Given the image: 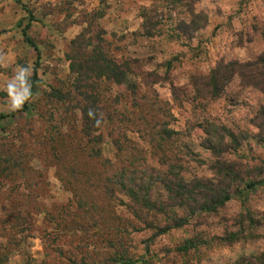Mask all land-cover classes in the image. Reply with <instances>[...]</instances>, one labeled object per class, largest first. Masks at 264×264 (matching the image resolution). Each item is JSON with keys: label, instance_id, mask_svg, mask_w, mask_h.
Masks as SVG:
<instances>
[{"label": "rangeland", "instance_id": "obj_1", "mask_svg": "<svg viewBox=\"0 0 264 264\" xmlns=\"http://www.w3.org/2000/svg\"><path fill=\"white\" fill-rule=\"evenodd\" d=\"M20 1L26 8L0 0V116L12 113L5 84L17 66H31L33 83L30 14L27 36L41 59L29 112L0 122V264H237L263 255L262 83L227 77L213 99L202 82L218 65L261 57L264 0H197L196 23L207 20L198 31L179 29L191 26L189 1ZM100 46L133 74L127 84L95 83L99 103L89 109L71 66ZM84 107L99 127L83 128ZM61 135L67 155L53 152ZM80 163L90 176L66 167ZM126 168L151 188L131 191ZM212 190L234 195L217 212L200 211Z\"/></svg>", "mask_w": 264, "mask_h": 264}, {"label": "trees", "instance_id": "obj_2", "mask_svg": "<svg viewBox=\"0 0 264 264\" xmlns=\"http://www.w3.org/2000/svg\"><path fill=\"white\" fill-rule=\"evenodd\" d=\"M17 3L21 4L23 8H26V6L24 4H22V2L20 0H15ZM102 1V0H101ZM174 2H187L189 1V3L187 4V8H188V15L192 17V20L190 22L191 26L187 25L185 22H182L179 26V29H190L189 27H192L194 31H198V29H201L203 27L206 26L207 24V20H204V24L203 25H198L196 23L197 19H198V14H196L195 9H194V4L197 0H172ZM185 5V3H184ZM28 13L30 14V12L28 11ZM99 15V14H98ZM206 19V18H205ZM34 20V18L31 16H29V20L27 25L25 26V28L23 29V35L25 38V41L30 44L36 54H37V62L35 64L34 67V76H33V83H32V92L34 91V86L35 83L38 81V69L40 67V59H41V53L40 50L38 48V46L27 36V30L28 28L31 26L32 21ZM149 22V26H151V22ZM21 24V23H20ZM144 27H147V25H143ZM153 29V28H152ZM148 31V30H147ZM262 37L264 40V27L262 29ZM146 35L151 36V30L149 32L146 33ZM86 61L82 62L83 64H72L71 66V71L74 74H77V89H83L88 91L86 94L83 93L84 95V99L87 101V105L90 109L91 107H95L96 103H99L95 94V85H109L107 84V82H112L113 84H127L128 82V78H130V76L133 74L132 72V68H131V64L129 61H124L119 63L117 60H115L114 58L108 56V54L105 52V49L102 48V46L97 47L96 51L91 52L87 57H86ZM89 74H92L94 76H91ZM224 74V75H222ZM222 75V76H220ZM234 75H238L240 79H243V81L246 82V85L248 86H258L259 84H255L254 81H260V83H262V91L264 93V52L261 55V57H259L257 60L252 61V62H248V63H238V62H230L226 65L221 64L218 65L217 68L215 69V71H213L211 73V75L207 76L205 79H203L202 85L204 87V92L205 93H209L206 94L208 97L210 98H215L217 96H219L221 94V91L223 89V86L225 84H222V79L225 80L226 82H229L227 80V77H233ZM247 80V81H246ZM96 83V84H95ZM129 89L132 88L134 90V86L128 84ZM217 87V89L215 88ZM106 89V88H105ZM111 88H107L106 90L109 92ZM89 93V94H88ZM131 93L134 95V91H131ZM88 94V96H87ZM93 97V99L91 100V98ZM33 98V97H32ZM64 99V98H63ZM136 106L138 107L139 105L136 103ZM89 109L84 107L82 110L85 118L84 121V127L87 126V128L89 127H94L97 128L96 125V119H100L99 116L94 115V117H90L89 116ZM30 110V105L29 102H27L25 104V106L16 112H12L8 115H1L0 116V122L4 119H17V117L20 114H26L28 113ZM99 110V107H98ZM258 119L261 121V125L262 126H258V128L264 127V110H261V112L258 115ZM100 121L102 122V120L100 119ZM89 140L88 142L91 143L93 145V143L96 145V140L93 139V135L92 133L88 130L87 134H85ZM92 135V136H91ZM91 137V139H90ZM61 141L60 143H58V145H56L54 143L53 146V152L58 155L60 150H62L64 152L65 155H67L68 152V147H66V143L64 142V136L61 135ZM55 139V138H54ZM211 139H213V134L211 133ZM55 141V140H54ZM98 142V141H97ZM43 144L45 145V143L43 142ZM98 144V143H97ZM213 145V142H212ZM211 149V148H210ZM52 150V148L50 149ZM74 153H76L75 150H73ZM80 152L83 153L82 147L80 146ZM93 152V153H92ZM92 152L90 153L89 157L92 158H96L99 159L100 157V151L99 149L95 150L93 149ZM78 155L79 151H77ZM58 156H55V158H57ZM74 159L76 160L77 158L74 157ZM85 164H81L80 166L76 167V166H66L72 169V173L75 175H80L81 177H83V175L81 174V172H83L84 170L86 171V173L88 174V176L91 175V172H89L86 168ZM112 167V166H111ZM128 171V172H127ZM125 173H128V177H127V183H128V187H131V185L135 184V188H133L131 190V188H129L131 191L133 192H138L137 190L141 187H143V185H146V188L149 189L151 188V182L149 181H145L142 178L139 180V182L141 184H137L136 182V178H135V171L130 170V168H127L123 171ZM72 174V176H73ZM85 174V173H84ZM63 179L61 178V181ZM75 182L79 183V181L75 180ZM72 183V182H71ZM126 185V184H124ZM204 189H206V186H202ZM69 190L77 193V189H81V188H74V189H70ZM203 189V190H204ZM181 190L184 191V187H181ZM181 190L179 191V189L176 188H167V191H171L172 193H176L177 191H179L181 193ZM210 194H208V198L209 202H197L198 205H201L199 209H202L200 211H209V212H217V209L222 208L223 206H225L232 198L233 195L231 192H229V190L225 191V190H220V191H215L213 194V190L209 192ZM182 195V194H180ZM181 199H183V196H180ZM190 205V204H189ZM189 205H186L187 207H189ZM204 209H208V210H204ZM211 209V210H209ZM194 211V210H193ZM181 226V224H178ZM167 231V228L164 230ZM231 239L233 240H237V235L236 234H231L230 236ZM193 243L189 242L187 249H191L193 247ZM121 261L125 262L124 264H130L132 263V260L130 259H123L120 258ZM237 264H264V254L254 258V259H250L248 260L246 263L244 260H241V262L237 263Z\"/></svg>", "mask_w": 264, "mask_h": 264}, {"label": "clouds", "instance_id": "obj_3", "mask_svg": "<svg viewBox=\"0 0 264 264\" xmlns=\"http://www.w3.org/2000/svg\"><path fill=\"white\" fill-rule=\"evenodd\" d=\"M4 57L0 56V63ZM12 77L6 82L5 90L7 96V107L10 111L16 112L21 110L27 102L33 97L32 92V68L31 66H17L13 70ZM89 116L94 117V113L90 110ZM100 119H96L97 127L100 126Z\"/></svg>", "mask_w": 264, "mask_h": 264}]
</instances>
